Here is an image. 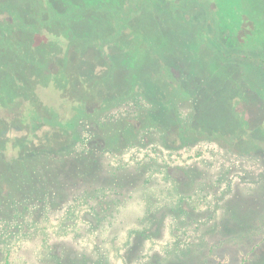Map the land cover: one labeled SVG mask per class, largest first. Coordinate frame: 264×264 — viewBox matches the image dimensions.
<instances>
[{"label": "rangeland", "instance_id": "374dc122", "mask_svg": "<svg viewBox=\"0 0 264 264\" xmlns=\"http://www.w3.org/2000/svg\"><path fill=\"white\" fill-rule=\"evenodd\" d=\"M12 1L18 0H0V9ZM19 1L20 8L28 7ZM77 1L50 0L63 14L71 4L97 8L102 3ZM243 3L253 16H264V0ZM93 29L79 21L69 32L84 37ZM119 48L105 44L107 58L96 46L70 52L71 91L57 94L45 81L40 101L50 106L60 101L63 114L66 96L72 103L85 100L90 110L120 96L128 89L130 68ZM49 52L37 51L39 61ZM146 60L145 54L138 58L141 68ZM120 110L81 117L80 139L69 154L61 153L66 138L59 130L36 125L33 146L56 156L43 158L28 176L21 173L20 185L5 188L0 264H264V145L232 149L194 139L185 147L172 134L167 149L157 142L159 134H141L132 146L121 142L105 154L101 126L126 118L128 111ZM180 110L184 120L188 110ZM31 132V122L0 115V147L10 145L9 152L0 153L5 162L15 156L13 143ZM81 156L93 165V174L78 161Z\"/></svg>", "mask_w": 264, "mask_h": 264}, {"label": "trees", "instance_id": "16d2710c", "mask_svg": "<svg viewBox=\"0 0 264 264\" xmlns=\"http://www.w3.org/2000/svg\"><path fill=\"white\" fill-rule=\"evenodd\" d=\"M25 1L27 8L18 0L0 9V115L29 121L32 130L30 138L13 143L10 163L0 156V202L7 200L8 185L22 183L21 173L28 176L43 158L56 156L33 146L37 124L59 130L66 138L61 153L69 154L80 139V118L109 108L128 114L101 126L105 154L121 142L132 146L141 134H159L157 142L167 149L172 134L185 147L194 139L232 149L264 145V16L249 13L243 0H98L103 4L97 8L71 4L64 14L50 0ZM79 21L91 23L93 31L71 36ZM105 44L120 47L128 58L126 91L92 112L85 100L72 103L67 96L63 114L60 101L55 106L40 101L45 81L57 94L71 91L70 52L96 46L107 58ZM42 50L50 52L39 61L36 52ZM144 54L149 63L141 68L137 60ZM182 107L188 110L184 120ZM9 150L8 143L0 147V153ZM79 160L93 174L87 157Z\"/></svg>", "mask_w": 264, "mask_h": 264}]
</instances>
